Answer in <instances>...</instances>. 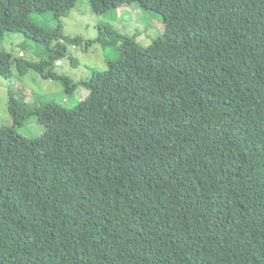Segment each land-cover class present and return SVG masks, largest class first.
I'll return each instance as SVG.
<instances>
[{"label": "trees", "instance_id": "obj_1", "mask_svg": "<svg viewBox=\"0 0 264 264\" xmlns=\"http://www.w3.org/2000/svg\"><path fill=\"white\" fill-rule=\"evenodd\" d=\"M89 1L137 4L164 30L84 41L62 33L78 0H0V41L43 45L0 50V76L60 81L64 109L49 121L50 98L7 88L0 264H264V0ZM63 40L128 57L74 81L56 69ZM31 118L40 135L17 129Z\"/></svg>", "mask_w": 264, "mask_h": 264}, {"label": "rangeland", "instance_id": "obj_2", "mask_svg": "<svg viewBox=\"0 0 264 264\" xmlns=\"http://www.w3.org/2000/svg\"><path fill=\"white\" fill-rule=\"evenodd\" d=\"M97 11L92 10L89 0H78L77 5L68 16L62 18L64 36L68 38L77 36L84 41L93 40L107 36L103 32V27H107L116 33L132 37L146 46L157 36L158 32L164 30L160 16L148 19V14L142 11L137 4H134L132 8L120 7L102 13V10ZM22 37L23 35L20 33H6L0 41V50L10 51L13 56H17L19 53L20 56L25 55L39 59L34 55V51L42 49L43 45L28 39L25 41L27 50L24 51L20 45ZM62 43L65 44V55L55 62L56 69L60 73L71 76L74 81H90L94 75L92 70L96 72L98 70L101 74L103 72L113 73L128 57L122 55L121 61L109 66L99 42H91L86 49L82 43L78 45L74 42H68V40H63ZM70 57H74L73 60L70 61ZM22 76V78L19 77L16 71L10 78L0 76V127L12 124V118L6 107L8 87H12L14 92L24 96L27 101L37 98V94L50 98L49 105L41 109V115L43 113L49 121L55 119L56 116L54 115L56 114L54 112L64 110L60 107L63 101L61 97L63 85L60 81L44 79L40 74L32 71L26 72ZM87 93L88 89L83 85H80L76 90L78 98L84 97ZM43 119L46 121L45 118ZM17 129L26 135L37 136L43 132L42 125L39 122L36 124L34 118L26 120L24 125Z\"/></svg>", "mask_w": 264, "mask_h": 264}]
</instances>
